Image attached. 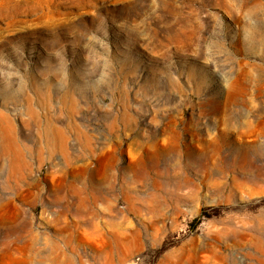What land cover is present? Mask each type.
Wrapping results in <instances>:
<instances>
[{
  "label": "rangeland",
  "instance_id": "rangeland-1",
  "mask_svg": "<svg viewBox=\"0 0 264 264\" xmlns=\"http://www.w3.org/2000/svg\"><path fill=\"white\" fill-rule=\"evenodd\" d=\"M263 83L264 0H0V254L264 264Z\"/></svg>",
  "mask_w": 264,
  "mask_h": 264
},
{
  "label": "bare ground",
  "instance_id": "bare-ground-1",
  "mask_svg": "<svg viewBox=\"0 0 264 264\" xmlns=\"http://www.w3.org/2000/svg\"><path fill=\"white\" fill-rule=\"evenodd\" d=\"M246 72V71H245ZM245 75V74H244ZM249 79V78H248ZM252 79V78H251ZM247 80V79H246ZM250 81V80H249ZM241 83V82H240ZM264 84V83H263ZM240 86V85H239ZM231 87V86H230ZM230 89V88H229ZM236 89V88H235ZM231 91V90H230ZM233 91V90H232ZM244 91V90H242ZM247 91V90H246ZM229 92V91H228ZM230 95V94H229ZM235 98V97H234ZM230 102V101H229ZM218 107V106H217ZM224 116V115H223ZM250 121V120H249ZM238 127V126H237ZM223 135H227L225 132L223 133ZM201 137V136H200ZM216 137V136H215ZM202 138V137H201ZM179 139V138H178ZM219 139V138H218ZM176 140V139H175ZM209 141V140H208ZM214 141V140H212ZM229 142V141H228ZM221 145V144H220ZM169 147V146H168ZM167 147V148H168ZM175 147V146H174ZM215 147V146H214ZM177 148V147H176ZM198 148V147H197ZM208 148V147H207ZM217 150V149H216ZM175 151V150H174ZM200 157V156H199ZM181 159V158H180ZM188 159V158H186ZM189 161V160H188ZM34 239V238H33ZM28 242V241H27ZM33 244V243H32ZM19 245V244H17ZM15 246V245H14ZM20 246V245H19ZM13 249V248H12ZM11 258L9 251L8 250H4V252L2 251L0 254V264H7L8 260ZM16 261V260H15ZM14 263V262H13Z\"/></svg>",
  "mask_w": 264,
  "mask_h": 264
},
{
  "label": "trees",
  "instance_id": "trees-1",
  "mask_svg": "<svg viewBox=\"0 0 264 264\" xmlns=\"http://www.w3.org/2000/svg\"><path fill=\"white\" fill-rule=\"evenodd\" d=\"M198 222H199V219L195 220V222H194V223H195V224H197Z\"/></svg>",
  "mask_w": 264,
  "mask_h": 264
}]
</instances>
